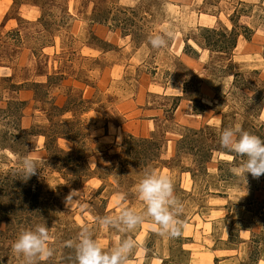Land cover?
Here are the masks:
<instances>
[{
  "label": "rangeland",
  "instance_id": "obj_1",
  "mask_svg": "<svg viewBox=\"0 0 264 264\" xmlns=\"http://www.w3.org/2000/svg\"><path fill=\"white\" fill-rule=\"evenodd\" d=\"M237 124L264 140V0H0V264H24L11 243L44 222L38 264H75L85 227L105 251L133 239L129 264H264V175L245 182L219 143ZM146 170L183 203L175 237L95 220L142 213Z\"/></svg>",
  "mask_w": 264,
  "mask_h": 264
},
{
  "label": "clouds",
  "instance_id": "obj_2",
  "mask_svg": "<svg viewBox=\"0 0 264 264\" xmlns=\"http://www.w3.org/2000/svg\"><path fill=\"white\" fill-rule=\"evenodd\" d=\"M172 35L171 32L151 35L148 37V44L153 49L164 48ZM219 143L229 153L241 157V162L233 168V172L243 175L245 182L247 174L254 178L264 175V140L260 137L237 124L221 130ZM40 163L45 164V161L41 159ZM20 169L24 180H27L36 175L39 168L35 160L24 157L20 161ZM135 191L145 206L142 213L120 207L117 214L95 217L96 222L105 229H117L123 233L150 219L159 234L177 236L182 226L179 216L183 212V203L175 195L170 177L156 170H146L135 185ZM78 193L73 190L67 195L66 207L77 203L74 198H77ZM125 199L126 194L118 192L115 203L119 206ZM50 230L45 222L31 229H21L11 243L13 253L22 256L24 264H38V261L49 258L53 254L49 247ZM68 246L74 248L75 264H129L136 242L131 238L119 239L114 247L105 251L93 238L92 231L85 227L78 233L75 241L68 242Z\"/></svg>",
  "mask_w": 264,
  "mask_h": 264
},
{
  "label": "trees",
  "instance_id": "obj_3",
  "mask_svg": "<svg viewBox=\"0 0 264 264\" xmlns=\"http://www.w3.org/2000/svg\"><path fill=\"white\" fill-rule=\"evenodd\" d=\"M235 30H236V28H235Z\"/></svg>",
  "mask_w": 264,
  "mask_h": 264
}]
</instances>
